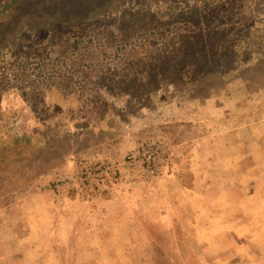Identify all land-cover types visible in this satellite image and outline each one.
<instances>
[{
	"label": "rangeland",
	"instance_id": "rangeland-1",
	"mask_svg": "<svg viewBox=\"0 0 264 264\" xmlns=\"http://www.w3.org/2000/svg\"><path fill=\"white\" fill-rule=\"evenodd\" d=\"M133 181L126 264H264V0H0V264H113Z\"/></svg>",
	"mask_w": 264,
	"mask_h": 264
},
{
	"label": "crops",
	"instance_id": "crops-1",
	"mask_svg": "<svg viewBox=\"0 0 264 264\" xmlns=\"http://www.w3.org/2000/svg\"><path fill=\"white\" fill-rule=\"evenodd\" d=\"M193 189L194 188L189 190L193 192ZM197 195L200 196L199 194ZM147 198H149V196H147L146 192L144 193V190L138 185V182L133 181L131 186L123 182L109 184L108 191L105 193L103 192L101 197L99 195V199H101V207L98 208L99 210L95 208L94 204L87 205L83 209L84 213H82V211L79 212L81 218L74 221L75 226L73 229L80 234L84 232V234L88 236V234L93 233L95 228H99L98 230L101 232V241L107 243V245L104 246L111 250L107 252L108 259L106 262L126 264L125 250L131 247L130 244L127 246V243H133L135 241L134 235L136 234L153 232L151 225L148 228L142 224V212L136 208L142 200L146 201ZM77 200L79 199L75 201ZM180 203V197L176 199L173 197V207H177ZM94 213H96V219L94 218ZM149 215L155 218L158 216V213L155 211L153 212V216L151 214ZM173 215L174 211L166 214V217L169 219L168 223L171 224L169 225V229L173 226ZM234 216L237 217V215ZM196 227L195 232H199L198 226ZM90 242L89 240V244L86 247L87 249H92L94 247V244ZM115 248L117 251L114 250ZM130 261L134 263L133 260Z\"/></svg>",
	"mask_w": 264,
	"mask_h": 264
},
{
	"label": "built area",
	"instance_id": "built-area-1",
	"mask_svg": "<svg viewBox=\"0 0 264 264\" xmlns=\"http://www.w3.org/2000/svg\"><path fill=\"white\" fill-rule=\"evenodd\" d=\"M155 142H154V146L151 147V155L149 154L148 157H146V154L149 152V149L148 150H144L143 152V155L145 157V160L144 162H146L148 164L149 167H153V171L160 173V170L159 168L157 167V164H156V161H157V157H158V148L161 147V146H155ZM135 156V155H134Z\"/></svg>",
	"mask_w": 264,
	"mask_h": 264
}]
</instances>
